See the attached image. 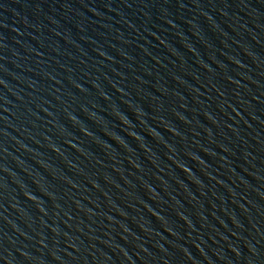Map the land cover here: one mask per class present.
Instances as JSON below:
<instances>
[{
    "label": "water",
    "instance_id": "obj_1",
    "mask_svg": "<svg viewBox=\"0 0 264 264\" xmlns=\"http://www.w3.org/2000/svg\"><path fill=\"white\" fill-rule=\"evenodd\" d=\"M0 264H264V0H0Z\"/></svg>",
    "mask_w": 264,
    "mask_h": 264
}]
</instances>
